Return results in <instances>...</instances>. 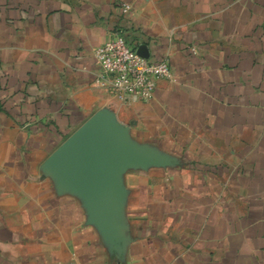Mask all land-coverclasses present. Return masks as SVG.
<instances>
[{
  "label": "crops",
  "instance_id": "crops-1",
  "mask_svg": "<svg viewBox=\"0 0 264 264\" xmlns=\"http://www.w3.org/2000/svg\"><path fill=\"white\" fill-rule=\"evenodd\" d=\"M0 264H264V0H0Z\"/></svg>",
  "mask_w": 264,
  "mask_h": 264
},
{
  "label": "built area",
  "instance_id": "built-area-1",
  "mask_svg": "<svg viewBox=\"0 0 264 264\" xmlns=\"http://www.w3.org/2000/svg\"><path fill=\"white\" fill-rule=\"evenodd\" d=\"M131 5L126 3L124 11ZM139 47L128 35L119 30L95 49L101 68L103 84L122 100H148L154 93L157 81L171 73L167 59L152 61L139 52Z\"/></svg>",
  "mask_w": 264,
  "mask_h": 264
},
{
  "label": "water",
  "instance_id": "water-1",
  "mask_svg": "<svg viewBox=\"0 0 264 264\" xmlns=\"http://www.w3.org/2000/svg\"><path fill=\"white\" fill-rule=\"evenodd\" d=\"M139 52L140 53H142L143 55H145V56H149V53L147 52V50H145V48L142 46V45H140V47H139ZM81 137V133H79L78 135H76L71 141H70V143H72V142H74L75 140H78L79 138ZM70 143L68 144V145H70ZM82 150H84V155H90V152H91V149H90V147H88V146H85V145H83V149ZM92 154V153H91Z\"/></svg>",
  "mask_w": 264,
  "mask_h": 264
}]
</instances>
